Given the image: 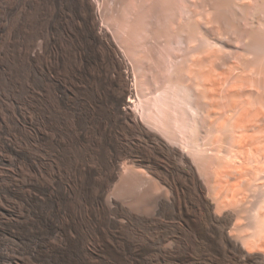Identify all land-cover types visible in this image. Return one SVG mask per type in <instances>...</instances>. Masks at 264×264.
Masks as SVG:
<instances>
[{"label": "bare ground", "instance_id": "6f19581e", "mask_svg": "<svg viewBox=\"0 0 264 264\" xmlns=\"http://www.w3.org/2000/svg\"><path fill=\"white\" fill-rule=\"evenodd\" d=\"M183 1L187 3L185 20L174 16L179 0L159 1L174 14L170 23L174 24L175 32L181 33V46L172 51V58L178 60L175 68L202 80L211 72L224 74L220 69L221 64L226 67L224 57L199 48L201 1ZM221 1L202 2L217 26L222 22L218 21L220 17H224L221 10L233 8L232 0ZM241 7L240 4L236 8ZM89 10L88 0H0V264H264V229L260 228H264V209L261 206L258 209L264 201L263 163L259 167L263 171L258 170V184L255 182L261 194H257L260 197L250 207L256 214L246 226L251 231L258 226L260 229L256 231L261 230L263 233L259 235H263L255 242L257 250L249 251L226 231L232 222L231 214L212 215L192 160L175 151L161 150V153L157 150L160 147L149 150L130 141L117 145V126L122 125L132 135L136 132L124 126L129 116L122 107L128 89L127 75L121 72L120 60L113 49L96 33ZM66 11L73 13L77 22L72 25L65 22L74 34L69 38L70 32L65 28L67 39L62 40L57 35ZM234 12L236 15L238 11ZM228 16L224 21L230 19ZM166 22L162 23L164 26L160 23L163 30L156 35L162 43L169 44L173 30L169 34L168 29L173 25L168 23L172 27L167 28ZM130 25L129 28L124 24L128 31L134 28ZM240 26L235 28L240 30ZM136 29L134 32L138 33ZM241 32L242 35L248 31L241 29ZM253 35L256 38V32L249 31V37ZM87 50L104 64L105 76L96 69L86 73L83 53ZM116 70L113 80L110 72ZM251 93L238 92L231 97L250 96L258 100L256 103H264L261 102L264 96ZM261 127L258 126L260 130ZM151 151L161 154H150ZM261 156L264 162V154ZM178 160L183 166L177 165ZM136 165L142 168L136 169ZM146 172L163 184H156V195ZM135 193L138 200L133 198ZM142 208L146 212L140 211Z\"/></svg>", "mask_w": 264, "mask_h": 264}, {"label": "rangeland", "instance_id": "374dc122", "mask_svg": "<svg viewBox=\"0 0 264 264\" xmlns=\"http://www.w3.org/2000/svg\"><path fill=\"white\" fill-rule=\"evenodd\" d=\"M119 1L120 0H88V3L90 5L89 12L92 15L91 20L93 19L95 25L94 29L96 33H98V35L101 37L102 42H104L107 46L110 45V47L113 49L112 51L115 53V55H117L116 57L118 58V60H120L122 67L121 72H125L127 75L128 89H127V94L124 96V105H122V107L123 108L125 107L124 111L127 112L129 116L128 119L125 121L124 126L125 127L127 126V129H133V131L136 132L135 134L132 135L130 133H126L127 131L123 129L122 125L117 126V128L115 129L117 145L119 146L124 142L126 143L130 141L132 142L131 144H133L134 146H140L142 148H146L149 150L151 149V147H155V148L160 147L159 149H157L160 152L161 150L167 152L175 151L177 154H183L187 156L189 161L192 160L191 162L193 166L195 165L194 166L195 175L203 186L204 189L203 197L210 203L212 215L214 214V212L215 214L213 216L216 217L224 213L231 214L232 222L231 225L228 226L226 230V231H230L229 232L230 237L232 239L234 238V240L236 241L238 240L237 242L249 251L257 250L255 242L258 241L257 238L259 236H260L259 239H261V235L263 234L259 235L262 231L260 230L259 232H257L256 230L257 229L259 230L260 228H262L263 230L264 228L263 226H261L260 228L257 226V228H255L256 230L251 231L248 230L246 226L248 225L250 218L251 217L254 218L256 214L254 212L255 210H252V208L250 207H253L252 205H254V202L256 203L258 197H260L258 195L261 194L260 193L261 191L257 185L258 184L257 179L260 177L258 170L261 172L262 169L263 171V168L261 169L259 168L261 166V163H263L262 167H264V162L261 160L262 159L261 154H264V105H263L264 103L258 104V102L257 103L255 102L257 99L255 100V97H250V96L242 99H234L231 97V94L233 95V93L246 91V93L249 94L252 92L251 94L255 96L256 95H259L261 97L264 96V75H263L264 73L262 74V72L264 71V37H262L264 36V32H263L264 31L263 30L264 0H244V1L232 0L233 8H230L228 6L229 10L232 13H230L228 8H226L227 11L225 9H224L225 11L221 10L223 12L220 11L224 15L222 19L218 15L220 17L218 21L220 22L221 21L223 22L224 19H226L225 16L228 15H229L228 17L231 16L230 19L227 18V20L224 21L223 23L222 22L221 24H219L220 22L218 23L219 24L218 26L221 30L218 28L217 23L212 19L211 16L212 14L211 13L209 14L208 12L205 11L206 9L203 7L202 4L203 0H198L201 1L200 6H202L203 8V10H201V7L199 8L201 11L198 10L200 11L198 18L200 19H202L203 17L206 18V19L203 18L202 20L197 18L202 32L201 33L202 35L200 34L201 39L198 42L199 48L200 50L201 49L203 50V48L201 47H204L206 51L210 49L211 51L214 52L216 57L219 58L224 57V60L227 61L226 67H224L223 64L220 65V69L224 74L221 75L219 74V72H211L210 76L205 78L204 80H202L203 78L201 79L197 75L187 76L186 74H184L185 73L184 71H181L180 69H176L177 67L175 68L174 65L175 64L177 65L178 62L176 61L178 60L172 58V54H173L172 51H174V48L181 46V37H180L181 33L179 31L175 32L176 29L174 24L170 23V21H172L173 13L171 14L168 9L165 10L167 7L165 6L166 7L165 8L164 5H162V3L160 5L159 2L160 0H151V1L141 0L142 2L140 0L132 1L133 4L136 5H133L132 2L128 3L131 0L129 1L124 0V2L123 0H121L120 2ZM177 1L178 0H176V2ZM179 1L180 2H177L178 4L176 3V6L178 5V8L175 7V9L177 8L178 10L174 9L177 14L175 15L173 14V15L174 16L178 15L176 19L181 18L182 20H185V18L188 16L186 10L187 3L184 2L183 0H179ZM216 1H221V0H216ZM225 1L227 0H223V2ZM240 1L243 2L245 5ZM233 2L234 4L236 3L237 6L241 4L242 7L237 10L236 8L237 6L236 5H235L236 7L233 6ZM147 3H148V7L146 5ZM129 5L131 7H129ZM127 6L129 9L127 8ZM134 6L135 8L133 9L132 7ZM172 10L170 11L172 12ZM239 10L240 12L241 11L242 12L240 13ZM234 11L236 12L238 11L239 13L237 12L236 15L238 14L241 17L238 15L237 16L234 15L235 14ZM135 12H137L138 14ZM133 13L137 14L136 19H133L135 18L134 16L135 14ZM204 13L208 14L209 16L205 15ZM200 15H202L203 17L201 18ZM207 17L210 18L209 21ZM129 19H131L130 21L133 23L131 25L127 24L128 25L127 26L125 22L131 23ZM232 20L234 21V23L237 21L236 22L237 25L236 24H234L235 26L231 25V23L233 24ZM164 21L165 22L167 21L166 22L167 26L168 23L169 25L170 24L173 25L174 29L170 28L168 29V31L173 30V32H175V33L173 32L171 33L170 31L169 32L167 31L169 34L171 33L169 37L172 35L171 38H168V40L170 39L168 41L169 44L162 43L164 41L158 39L159 35H156L163 30L162 28L164 24L162 23ZM65 22H69V24L72 25L75 24V22L77 21H75L73 13H69L66 11V17H64V20L60 23L61 29L59 30L58 35L56 32H53V34L55 33V37L56 35L60 36L62 40L67 39V36L64 33L65 28L70 32L69 34L71 37L69 38H72L74 34L70 31V27L67 26ZM211 22H213L214 25L212 24V26L214 27L210 25ZM137 23L138 25H140V27L136 25ZM224 23L225 24L228 23L229 26L225 25ZM124 24L127 27H129V25L134 26L135 29L136 27H138L137 29L139 32L138 33L137 31L134 32V28H131L130 29L131 31H128V28H126ZM172 25L168 26L167 28L172 27ZM239 25L242 26H240V30L239 27H237L238 29L237 30L235 27ZM227 27H229V29ZM223 28L226 29L224 30ZM231 28L232 29L234 28L235 30L234 29L232 30ZM254 28L257 29L255 30ZM218 29H219V33H218ZM227 29L229 30L228 33H226ZM241 29H243V32L244 30L248 32H244L241 35L242 33ZM258 29L261 32L257 31ZM249 31L256 32L257 36H255L256 37L254 38L255 40L253 39L254 35L249 37ZM151 32L155 34L151 35L152 34ZM238 33H240V35L243 36L244 40H242L240 35L237 36ZM260 35L262 38L260 37ZM150 37H152V39ZM252 40L254 41L253 44H251ZM164 44L167 46H164ZM165 51H167V54H165L166 53ZM152 53L154 55H152ZM261 53L263 56L260 55ZM94 54L91 50H87V52L85 51L83 53V62L87 70L86 73L89 74L92 69H96L97 71L100 70L99 72L102 76H105L107 73L106 67H104L103 63L98 62L95 59ZM150 55L151 57H149ZM243 69L246 70L244 71ZM117 72H118L117 70L115 71V73L110 72V77L112 79L114 78L113 80L116 79ZM229 78L230 80L231 79L232 80L230 81ZM238 78H240L239 79L240 82L238 81ZM139 85L141 86V88H139L140 87ZM233 87H235V89H233ZM203 96L205 99L202 98ZM262 101L264 102V99L261 100V102ZM231 102L233 104L235 102V104L232 105V107L230 106L232 104ZM218 105H220L219 108ZM244 111L247 113L246 115ZM241 113L243 114L241 115ZM260 123L262 124L263 127H261ZM258 126L261 127V130L260 128H258ZM220 127L222 129H220ZM257 128L260 131H258ZM161 153L151 151L150 154H161ZM242 154L243 155L246 154L245 157H243ZM159 160L160 159H158V161ZM177 162H178L177 165L183 166L182 164H180L182 163L180 162V160H178ZM227 164H229L230 166L228 165L229 166L228 167ZM134 167H136V169L142 168L141 166L138 165ZM227 169L228 171H226ZM146 174L148 179L150 180V183L153 186L152 192L154 195H156L158 193V191L155 188L156 184H158V186H163V184H160L159 180H157V178H154L155 177L154 175L148 172H146ZM255 182H257V184H255ZM249 185H252V187ZM247 186L250 187L248 191H246ZM133 195H134L133 196L134 200L139 199L138 194L135 193ZM263 202L264 201L262 200L259 203L260 205L258 206V209L259 208L261 209V207L264 209ZM140 211L146 212V209L142 208L140 209Z\"/></svg>", "mask_w": 264, "mask_h": 264}]
</instances>
